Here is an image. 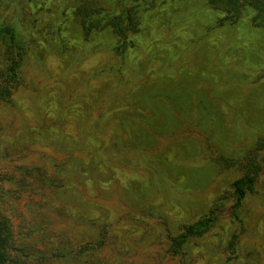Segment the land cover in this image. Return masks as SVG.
Here are the masks:
<instances>
[{
	"label": "rangeland",
	"instance_id": "obj_1",
	"mask_svg": "<svg viewBox=\"0 0 264 264\" xmlns=\"http://www.w3.org/2000/svg\"><path fill=\"white\" fill-rule=\"evenodd\" d=\"M9 1L26 34L22 82L0 103L10 264H264L255 10L219 24L225 14L209 0H136L137 30L118 57L109 29L79 26L81 0ZM249 154L261 168L236 220L230 183ZM222 194L216 223L185 257L167 253V236ZM83 243L96 249L72 262Z\"/></svg>",
	"mask_w": 264,
	"mask_h": 264
},
{
	"label": "trees",
	"instance_id": "obj_2",
	"mask_svg": "<svg viewBox=\"0 0 264 264\" xmlns=\"http://www.w3.org/2000/svg\"><path fill=\"white\" fill-rule=\"evenodd\" d=\"M134 1L136 0H105L102 4L97 0H81L73 7V13L84 33L109 29L117 39V43L112 46V51L116 56L123 57L129 46L127 34L137 30L138 21L132 5ZM9 3H11L9 0H0V103L10 101L13 89L21 84L22 66L26 56V34L21 28L22 24L19 23L17 15L9 8ZM209 3L225 14L218 20L219 24L233 23L240 8L249 5L256 12L252 19L253 23L264 25V0H209ZM225 160L226 163L229 160L228 163L233 164L231 159ZM260 168L254 156L249 154L242 165V174L230 183V196L233 200L230 212L236 220L239 218L238 210L242 200L247 192L252 191ZM226 200V195H220L206 212L194 221L183 224L175 234H169L167 253L172 256L181 255L184 258L189 240L202 237L211 229L223 210ZM13 235L15 236L10 220L0 203V264L11 262L10 252L14 248ZM233 244L234 242L231 241L230 246L233 247ZM95 249L87 243L81 244L74 251L72 262L78 260L81 253L87 255ZM84 263L90 264L87 256L83 259ZM181 264H186L184 259Z\"/></svg>",
	"mask_w": 264,
	"mask_h": 264
}]
</instances>
